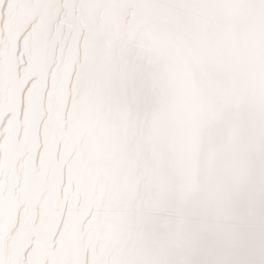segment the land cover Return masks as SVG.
Here are the masks:
<instances>
[{"label": "snow or ice", "instance_id": "obj_1", "mask_svg": "<svg viewBox=\"0 0 264 264\" xmlns=\"http://www.w3.org/2000/svg\"><path fill=\"white\" fill-rule=\"evenodd\" d=\"M0 264H264V0H0Z\"/></svg>", "mask_w": 264, "mask_h": 264}]
</instances>
